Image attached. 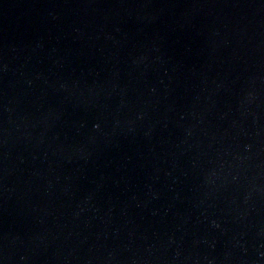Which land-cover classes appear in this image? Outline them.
Masks as SVG:
<instances>
[{
  "label": "water",
  "instance_id": "obj_1",
  "mask_svg": "<svg viewBox=\"0 0 264 264\" xmlns=\"http://www.w3.org/2000/svg\"><path fill=\"white\" fill-rule=\"evenodd\" d=\"M0 264H264V0H0Z\"/></svg>",
  "mask_w": 264,
  "mask_h": 264
}]
</instances>
